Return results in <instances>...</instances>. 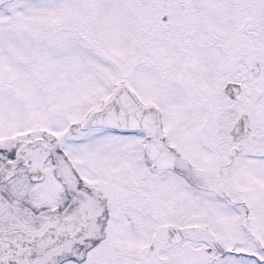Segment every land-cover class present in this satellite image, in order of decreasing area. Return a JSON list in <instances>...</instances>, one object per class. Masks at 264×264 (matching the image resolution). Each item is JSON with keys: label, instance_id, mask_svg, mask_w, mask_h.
<instances>
[{"label": "snow or ice", "instance_id": "snow-or-ice-1", "mask_svg": "<svg viewBox=\"0 0 264 264\" xmlns=\"http://www.w3.org/2000/svg\"><path fill=\"white\" fill-rule=\"evenodd\" d=\"M0 264H264V0H0Z\"/></svg>", "mask_w": 264, "mask_h": 264}]
</instances>
